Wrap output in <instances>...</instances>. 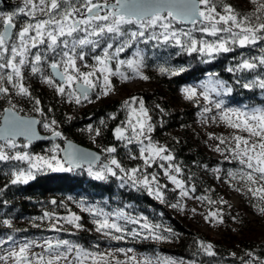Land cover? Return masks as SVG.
Wrapping results in <instances>:
<instances>
[{
  "label": "trees",
  "instance_id": "16d2710c",
  "mask_svg": "<svg viewBox=\"0 0 264 264\" xmlns=\"http://www.w3.org/2000/svg\"><path fill=\"white\" fill-rule=\"evenodd\" d=\"M9 1V6L0 5V12H13L17 9L16 3ZM212 4L216 6L217 12L221 13L223 5H231L241 15H252L258 7V4L254 3L252 8L246 7L234 0H212ZM259 15L264 20V11ZM23 19V15L15 18L16 29L12 40L16 39L15 33L18 32L19 24ZM256 22L258 21L253 17V23ZM174 23L179 28L183 27V24ZM204 25L205 23L188 26V29L192 31L191 38L198 42H213L228 35L226 33H219L215 37L208 35L200 31ZM181 42L188 44L190 38L183 37ZM140 44L145 50L146 66L144 68L147 71L149 86L131 94L137 100L143 101L144 108L150 117L151 136L168 150L165 154H171L174 157L170 162L172 166L181 169L178 175L187 188L194 189L198 197L208 202L221 203L222 194L217 187L214 169L221 167L224 172L236 173L241 171L243 166L235 159L229 161L227 158H219L208 148L205 139L196 129L202 109L201 103L194 101L192 105L186 102L180 93L185 85L197 84L204 78L212 76L225 81L231 87V93L226 96L228 105L264 109V90L259 87L246 89L242 86L243 83L257 76L264 79V66L252 72L230 73L227 70L239 64L242 58L264 56V41L244 48L230 45L232 51L218 53L214 57H208L199 51L189 54L188 51L176 45L174 40H169L167 43L149 40L147 43L140 42ZM43 47L42 45V49ZM161 65L183 67L186 70L180 75L171 76L159 72L158 68ZM44 67L46 72H50L47 65ZM237 81L240 82L237 83ZM25 82L33 103L36 99L40 101L42 120L45 116L52 117L62 134L57 141L28 145L27 149L31 153L45 152L52 145L62 146L63 139H72L81 145L92 147L89 139L84 135L86 129L91 127L95 131L99 130L98 140L103 149L107 147L117 149L111 155L118 159L124 169L138 168L143 175H148L151 171L155 172L163 199L153 198L143 185L132 187L130 182L123 183L114 176L107 175L103 181L94 180L88 175L87 168L69 172L42 170L36 172L35 179L26 184H13L11 183L14 178L13 173L22 170V163L16 160L0 161V239L8 236L26 238L32 234L42 236L50 233V230H47L44 223L39 221L48 218L57 222L60 217L65 219L74 214L80 217L78 223L82 227L67 229L62 235L87 251L111 244L134 246L146 254L155 256L162 252H169L195 264H264V231L250 227L246 222L247 217L240 214L229 202H226L225 206L217 207L220 209L222 218L229 223L235 218L241 219L245 227L242 234L233 237L230 242L205 234L183 219L177 218V212L174 210L182 206L178 192L172 190L168 182L158 175L160 173L158 167L144 165L135 144L131 145V153L127 154V146L125 147L123 141L116 138V128L123 127L127 117L128 107L124 106L125 101H111L85 109H79L73 105L68 110L56 95L48 93L39 86L37 75H28ZM4 109L5 105L0 103V119L1 110ZM20 143L25 142L20 141ZM103 155L106 157L105 153ZM224 155L229 156V151H226ZM133 156L136 159H133ZM253 200L247 207V211L251 214H255L254 206H260L257 197L254 196ZM80 201L88 206L92 205L94 209L115 208L124 211L131 218L130 222L121 223L125 232L113 231L111 236L97 232L95 223L89 221L91 215L78 214L73 209L74 203ZM173 205L178 207L174 208ZM45 213L49 215L45 216ZM131 220H135L140 225L132 223ZM4 221L8 223L5 224ZM145 223L151 226L156 234L172 241L171 247L164 249L140 236L134 237L129 234L133 231L142 233L141 224ZM169 229L171 232L168 231ZM119 235H123V239L112 238ZM201 244H211L215 255L209 256Z\"/></svg>",
  "mask_w": 264,
  "mask_h": 264
},
{
  "label": "snow or ice",
  "instance_id": "6c2138e0",
  "mask_svg": "<svg viewBox=\"0 0 264 264\" xmlns=\"http://www.w3.org/2000/svg\"><path fill=\"white\" fill-rule=\"evenodd\" d=\"M252 3L258 4L255 12L252 15H241L231 5H223V12H217V8L212 4V0H23V6H18L11 13L0 12V95H9V88L3 86L5 80L8 84L16 89L17 94L28 96L31 98V93L23 84L24 69L27 68L33 75H38L40 79L53 87L56 93L60 96H66L70 102L81 104L83 101L92 102L90 92L96 90L99 85L100 77L96 76L99 72L103 76V84L100 86V91L97 93V99L100 96H107L112 90V84L109 79L111 75H119L123 80L127 81L131 77L119 70V66H127L131 70L133 76L142 80H147L148 77L143 75L142 68L145 67V56L143 50L136 47L135 52L130 59H119L121 53L126 49L132 48L133 45L140 41L147 43L149 40H156L160 43H167L171 38L177 37V31L174 29V22H184L197 24L207 22L200 31L211 35L218 36L219 33L228 34L224 38H218L213 42L197 41L188 35L190 43L183 44L180 39H175V44L182 49L192 52L199 51L208 57H214L218 53H227L232 51L230 45H238L241 48L249 45H256L264 41V20L259 13L264 11V2L259 0H251ZM23 15L29 19L21 26L20 30L15 33L16 42L9 43L13 36V30L16 28L15 18ZM46 17L39 19L38 17ZM253 17L256 23H253ZM223 24L225 27H218ZM134 25L135 30H129L126 26ZM162 29L157 33L156 29ZM146 33L148 35L146 36ZM162 38V39H161ZM43 45V49L39 46ZM101 45L103 47L101 48ZM101 48L102 54L93 56V60L99 67L89 66L85 63V67H93V71L81 72L77 66V60L85 61L88 52L85 49H90L91 52H96ZM32 49H38L35 53ZM51 54V55H49ZM116 60L117 69L114 72L109 66V62ZM167 64V61H165ZM44 65L51 70L50 74L44 71ZM264 66V56L252 57L251 59L242 58L239 64L235 67H229L227 70L230 73H238L243 71L252 72L258 67ZM162 74L171 76L180 75L186 69L183 67H173L161 65L158 68ZM93 77H96L93 79ZM240 81H237L239 83ZM246 89L259 87L264 90V79L259 76L243 83ZM184 93L188 99H192L196 95L195 88H185ZM209 89L206 88L202 93L205 100L214 104L218 110L223 109L224 100H211L208 95ZM210 91L216 96H227L232 89L223 80L216 79L213 81V86ZM136 98L131 99V103H135ZM11 103V101H9ZM36 111L41 112L39 108L40 101L35 100ZM130 101H125L124 106L128 107ZM14 107V106H13ZM135 112V109L133 110ZM211 109L205 108L203 112H210ZM8 113L4 118V125L0 127V140L5 141L7 145L15 148V140L17 136H24L30 144L33 139H37L34 126L39 123L35 119H25L16 116L11 109H5ZM140 116L143 118L137 119V127L132 128L134 136L128 138L124 134V130L116 128V138L118 140L132 139L140 140L144 136L149 143L145 147L140 148V158L144 160L145 166H150L157 157L163 161H172L174 157L167 153V149L162 146L154 145L149 136L145 133L151 132V124L148 123V113L144 108L143 101H140L139 107ZM235 116L240 123H233L231 117ZM114 118V117H113ZM222 120L229 123V126L241 129L248 132L249 137L257 138L251 142L249 139L235 136L236 147L231 151L240 159V164L245 166L249 171L241 172V179L245 180L246 184L258 185L257 187H249L248 191L253 196L259 195L260 199L264 200V109L251 108L248 110H232L226 109L221 113ZM215 119V117H213ZM103 123V121H101ZM56 121L44 123L43 127L52 132V137H61V132L56 131L53 126ZM91 131V128L89 129ZM96 135H100L99 130ZM213 139L214 137H209ZM220 143H225L223 138H219ZM27 147L28 145H24ZM59 146L56 145L51 151L55 153ZM109 155L115 153V147H107L103 149ZM216 151H220L217 147ZM136 159L135 156L132 157ZM99 156L92 153L81 152L72 148L69 145V150L65 151L63 160L58 159L57 155L53 154L50 157L31 156L28 153L17 152L9 156L0 146V161L16 160L27 161L29 168L27 170H19L13 173L11 183L26 184L30 180L35 179V172L42 171L44 168L56 172H69L74 168H80L86 162L88 164L87 172L94 180L103 181L107 175L117 177L123 183L131 181L132 187L143 185L149 192L153 194V188L148 177L139 179L136 174L140 171L138 168L130 170L124 169L119 161L112 157L110 164H103L97 170H93V165L99 161ZM176 173L181 169L179 167L170 166ZM123 173L119 176L117 171ZM219 171V169H216ZM255 174V175H254ZM165 175L169 180L180 189V196L187 197L189 190L185 188L184 183L177 179L175 175L169 174L165 170ZM235 176V173H229ZM127 177V180L124 179ZM152 182L157 184L154 194L157 199H163V193L160 190L159 182L155 175L152 176ZM123 186V184H122ZM194 191V189H192ZM55 203V201H53ZM93 217H103L95 219L96 231L102 232L104 235L111 236L112 232L124 233L125 229L115 222H110L109 214L97 211L91 207L84 208ZM178 207V205H173ZM261 214H264V208H260ZM49 213H45V216ZM212 217H218V213H210ZM117 219L130 220L123 212L116 214ZM69 223L75 224L77 228L82 226L78 223L79 216L72 215L67 218ZM136 223L135 220H131ZM222 222V221H221ZM5 224L8 221H4ZM149 235L144 236L145 239L152 238L157 241L168 239L165 236L156 234L151 226L147 223L142 225ZM158 227V226H157ZM171 232V230H168ZM132 236L141 235L139 232L133 231L129 233ZM113 239L121 240L123 235L112 236ZM11 239V237H9ZM48 245L46 251L52 252V257L47 261V264H58L63 259L68 261L73 248H76L77 255L74 258L79 260L81 254L85 257L92 255L84 252L83 249L71 245L68 241H57L53 245L50 241H45ZM31 242L24 244L19 248V251H10L7 256H0V260L7 262L9 257L15 260L16 264H31L26 253L29 250ZM65 246V251H60L61 246ZM201 247L209 255L213 256V246L211 244H201ZM120 251H124L121 249ZM128 251H132L129 249ZM40 264H43L44 257H36ZM131 259L135 260V257ZM68 264H72L69 261ZM117 264H120L118 261ZM141 264H152L148 258H144ZM168 264H176L174 261H169Z\"/></svg>",
  "mask_w": 264,
  "mask_h": 264
},
{
  "label": "rangeland",
  "instance_id": "374dc122",
  "mask_svg": "<svg viewBox=\"0 0 264 264\" xmlns=\"http://www.w3.org/2000/svg\"><path fill=\"white\" fill-rule=\"evenodd\" d=\"M12 2L16 3L17 6H23V0H11ZM246 7L252 8V2L251 0H234ZM4 13H11V12H4ZM39 19H44L46 17L40 16L38 17ZM28 17L24 16V19L22 22L19 24L18 31L20 30L21 26L28 20ZM16 23V20H15ZM207 22H205L206 24ZM204 24V23H203ZM223 26V24L218 25V27ZM127 29L129 30H135L134 25H129L126 26ZM188 26H184L179 28L175 23H174V29L177 31V37L171 38L170 40L175 39H182L183 37L189 38L188 35H183V33H191L192 31L188 29ZM157 33L162 31V29H156ZM148 34V33H146ZM16 42L15 40L10 41L9 43H14ZM40 49H42V45L39 46ZM103 45H101V48ZM136 47H139L140 49L143 50V53L145 54V50L140 44V41H137L132 48L126 49L123 53L120 54L119 59H130L132 58L133 53L136 50ZM101 48H98L96 52H91L90 49H85L86 52H88V55L85 57V61H79L77 60V66L80 68L81 72H89L93 71V67H85V63H87L89 66L95 65V67H99L98 64L93 60V56L102 54ZM38 49H32V52L35 53ZM109 66L113 69L115 72L118 65L116 60L110 61ZM119 70L121 72H124L126 75L131 77L127 81L123 80L119 75H111L109 77L111 84H112V90L109 92L107 96H100L99 99H97V93L100 91V86L103 84V76L101 73L97 72L96 76L100 77L99 85L96 90H93V93L90 95L91 98V103L88 101H83L81 104H76L74 102H70L69 99L66 96H60L56 93L55 89L53 87H50L46 83H44L40 77L37 75V80L38 84L40 87L44 88L48 93H51L53 95H56L59 98V101L61 104L65 105L68 110L72 108L73 105L78 107L79 109H85L87 107H94V106H99L103 105L107 102L111 101H130V105L128 106V111L126 112V120L125 123L123 124V127H119L124 130V134L128 138H132L134 136V133L132 132L133 127H137V119L143 118L140 116L139 112V107H140V101L136 99L135 103H131V99L135 96H132L131 93H136L140 89H143L145 87L149 86L148 79L147 80H142L138 77L133 76L132 72L130 69L127 68V66H119ZM44 71L46 72V69L44 67ZM142 73L143 75L147 76V71L143 67L142 68ZM49 73L50 72H46ZM32 74L27 68L24 69V79H23V84L25 87L26 85V77L28 75ZM96 77H93L95 79ZM216 80L212 76H208L201 80L199 83L194 84H187L183 87L181 91V96L182 98L194 105V101H198L202 105V109L200 112V115L198 117V121L196 123V129L197 131L201 134V136L205 139L206 144L208 148L215 153L219 158L221 159H235L239 164H240V159L239 157L235 156L233 152L231 151L236 147V141L234 140L235 136H241L244 138L249 139L251 142L256 141L257 138L255 137H249L248 132L243 131L242 127L241 129H237L234 127L229 126V123L225 120H222L221 113L223 110L226 109H232V110H248L250 108L245 107L244 105H228L227 104V99L226 96H221L218 97L216 94L210 89L213 86V81ZM5 87L9 88V95L4 96L0 95V103H3L5 105V109L8 107H11L12 109L17 110L21 115H26V116H35L40 120V130L45 133V134H52L51 130L45 129L43 127L44 123H50L52 120H54L52 117L45 116V119L42 120L40 112H37L36 105L33 103L32 99L29 98L28 96L24 95H19L17 94L16 89L12 87V85L8 84L7 81L5 80L4 85ZM185 88H195L196 89V95L192 99H188L186 97V94L184 93ZM209 89L208 95L211 100H219L223 99L224 100V105L223 109L218 110L215 108L214 104H211L208 102V100H205L202 93L205 92V90ZM136 98V97H135ZM11 101V103H9ZM14 106V107H13ZM205 108L211 109L210 112H203ZM135 109V112L133 111ZM4 110H1L3 113ZM148 113V112H147ZM215 117V119H213ZM231 120L233 123H240L236 119L235 116L231 117ZM148 123H150V117L148 114ZM42 126V127H41ZM56 131H60V127L58 124L53 126ZM91 127H88L86 131L84 132V135L87 136L89 139V144L92 146L91 148H95L101 153H105L106 157H104L105 163L103 164H110V159L113 157L112 155H109L105 151H103L102 145L98 140V136L96 135V131L91 128V131L89 130ZM152 131L149 133L146 131V135L150 137L151 142L154 145L157 146H162L158 141L154 140L153 137L151 136ZM214 137L213 139H210L209 137ZM223 138L225 140V143L221 144L220 139ZM140 140H143L144 143L141 144L138 140L132 139L131 143H128V140L125 139L123 140L124 146L126 147L127 154L131 153V145H136L137 149L139 151V158H140V148L145 147L149 141L145 139L144 136L140 137ZM17 146L15 148L10 147L7 145L5 142H0V146L3 147V150L5 153H7L9 156L14 155L17 152L20 153H28L31 156H43V157H50L51 155L55 154L57 155L58 159H61V148L62 146H59L55 153H53L51 150L56 146L52 145L47 148L45 152L42 153H31L26 145L27 143L21 144L20 142L15 143ZM28 145V144H27ZM225 145V147L223 146ZM219 148L220 151H216V148ZM226 151H229L230 155L225 156L224 153ZM165 154V153H164ZM117 159V158H116ZM141 159V158H140ZM118 160V159H117ZM144 163V160L141 159ZM23 165V170H27L29 168V164L27 161H20ZM120 163V162H119ZM103 164L98 165L97 167L93 168V170H97L100 168ZM145 165V164H144ZM170 161H163L157 157L153 163H151L150 166L148 167H158L160 169V173L158 175L162 177L166 182H168L169 186L171 187L172 190L177 191L179 194V198L181 199L182 206L178 209L175 208V212H177V218L183 219L187 223L191 224L194 228L199 229L201 232L205 234H209L214 238L218 239H223L226 241H232V238L235 236H240L242 232L245 230V227L241 223V219L235 218L233 222L229 223L226 222L222 216L220 209H217L218 206H225L226 202H229L230 204L233 205V207L238 210V212L244 216L247 217L246 222L249 223L250 227L258 230V231H264V214H261L259 211L260 208H264V200L260 199L259 195L255 196L257 197V201L260 206H254L255 209V214H251L247 211V207L250 204L251 201L253 200V194L248 191L249 187H257L258 185H250L246 184L245 180L241 179V172H247L249 169H247L245 166H243V169L241 171H238L235 173V176L229 175L230 172H224V170L221 167H217L214 169L213 173L216 175L217 178V187L219 191L222 194V199L223 201L220 203L217 202H208L200 197H198L192 189H189L185 186L186 189L189 190V195L187 197H181L180 196V189L176 187L175 184L169 180L168 176L165 175V170L167 169L169 174L175 175L177 179L181 180L179 177L178 173L174 171ZM123 167V166H122ZM88 168V167H87ZM216 169H219V171H216ZM43 170H47V168H44ZM50 170V169H49ZM117 171L119 176H123V173H120L118 169H114ZM36 173V172H35ZM152 173V175H151ZM233 173V172H231ZM155 175V172L151 171L148 175H143L142 173L137 172L136 176L139 179H143L145 176L148 177L149 181L151 182V187L153 188V194L151 196L155 199L156 196L154 194V191L157 187V184L155 182H152V176ZM255 175V174H254ZM125 180H127V177H124ZM120 180V179H119ZM122 181V180H120ZM182 181V180H181ZM131 183V181H128ZM185 185V184H184ZM161 190V189H160ZM160 200V199H157ZM84 208L87 207H92V205H86L83 202H77L74 203L73 209L78 212V214L82 213H88L91 215V218L89 219L90 222L95 223V219H102L103 217H93L91 213L88 211H84L82 208V205ZM94 209V208H93ZM97 211H101L103 213L109 214V219L110 222H115L122 226V222H127L130 220H125V219H117L116 214L123 212L126 217H129L126 215L124 211L117 210L115 208H110V209H96ZM171 210V209H170ZM210 213H218V217H212L210 216ZM68 217H65L63 219L62 217L58 218L57 222L54 220H50L46 218L45 220H41L39 222L44 223V227H46L47 230H50V233L44 234L42 236L32 234L26 238H21L17 236H8L5 238L0 239V256H7L10 251H19V248L23 246L26 243L31 242L30 247L28 252L26 253L27 257L31 261V264H40L39 261H37L36 257L38 256H43L44 261L43 264H47V261L52 257L53 253L46 251L48 248V245L45 243V241H50L53 245H56L57 241H68L65 239L62 235L64 231L67 229H76L75 224L69 223L67 220ZM130 218V217H129ZM222 221V222H221ZM136 225H140L138 222H136ZM144 224H141V227ZM143 228V227H142ZM142 233L139 235L142 239H145L144 236H148L149 233L143 229L141 230ZM11 237V239H9ZM149 243H154L155 245H159L160 247H163L164 249H168L172 245V241L170 240H161L157 241L152 238L146 239ZM71 245H75L79 247L78 245L68 241ZM80 248V247H79ZM82 249V248H81ZM123 249L124 251H120ZM131 249L132 251H128ZM60 251H65V246H61L59 249ZM84 252L91 253L92 255L85 257L83 254L80 255L79 260H75L74 258L77 255L76 248L74 247L71 254L68 257V261L61 259L58 264H68L69 261H72V264H114L116 258H121V257H126L131 259L132 257H135L136 259L132 260V264H141V262L144 260V258H148L152 261V264H168L169 261H174L176 264H195L192 262H188L183 260L182 258L175 256L169 252H162L160 255H149L146 254L136 248L133 247H125L122 245H103L99 248H96L93 251H87L84 250ZM0 264H16L15 260H13L11 257L7 260V262L0 260ZM55 264V262H54Z\"/></svg>",
  "mask_w": 264,
  "mask_h": 264
},
{
  "label": "water",
  "instance_id": "95a60500",
  "mask_svg": "<svg viewBox=\"0 0 264 264\" xmlns=\"http://www.w3.org/2000/svg\"><path fill=\"white\" fill-rule=\"evenodd\" d=\"M10 4V1L9 0H0V5H3V6H9ZM180 24H183L185 26H192L193 24H190V23H184V22H178ZM205 23V22H203ZM203 23H197V24H203ZM195 24V25H197ZM3 30V29H2ZM13 34H14V30H13ZM13 38V36H12ZM51 71V70H50ZM93 93L90 92V95ZM6 109H11L12 112L16 115V116H19V117H22V118H25V119H35L37 121H39V123H37L34 128H35V133H36V136L38 137L37 139H33L32 142L29 144L28 143V140H26V138L24 136H17L16 137V140H15V143L19 142V141H23L29 145H33V144H37V143H44V142H48V141H57L58 139H60L61 137H55L53 138L52 137V134H45L43 133L41 130H40V120L35 117V116H26V115H21L17 110L15 109H12L11 107H8ZM8 113L5 112V109L2 113V116H1V119H0V127H3L4 125V118L5 116H7ZM0 142H5L3 140H0ZM69 145L72 146V148L74 149H77V150H80L81 152H85V153H92L96 156H99V161L96 162L95 165H93V168L97 167L98 165L100 164H103L105 163L104 161V155L103 153H101L100 151H98L97 149L95 148H91V147H88V146H84V145H81L77 142H75L74 140L72 139H63L62 140V148H61V151H60V154H61V158L63 160L64 158V155H65V151L69 150ZM84 167H88V164L85 162L83 164L82 167L80 168H74L73 170H81L83 169Z\"/></svg>",
  "mask_w": 264,
  "mask_h": 264
},
{
  "label": "bare ground",
  "instance_id": "6f19581e",
  "mask_svg": "<svg viewBox=\"0 0 264 264\" xmlns=\"http://www.w3.org/2000/svg\"><path fill=\"white\" fill-rule=\"evenodd\" d=\"M118 261L120 264H132V260L126 257L116 258L114 264H117Z\"/></svg>",
  "mask_w": 264,
  "mask_h": 264
},
{
  "label": "flooded vegetation",
  "instance_id": "af4514ba",
  "mask_svg": "<svg viewBox=\"0 0 264 264\" xmlns=\"http://www.w3.org/2000/svg\"><path fill=\"white\" fill-rule=\"evenodd\" d=\"M16 29V28H15ZM15 29H14V32H15ZM13 37H14V34H13ZM13 39V38H12ZM10 41H12V40H10Z\"/></svg>",
  "mask_w": 264,
  "mask_h": 264
}]
</instances>
